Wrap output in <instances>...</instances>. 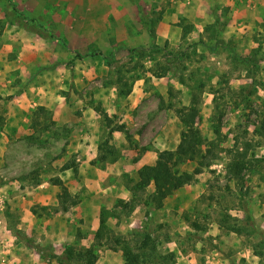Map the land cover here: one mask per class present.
Returning a JSON list of instances; mask_svg holds the SVG:
<instances>
[{"label": "rangeland", "instance_id": "1", "mask_svg": "<svg viewBox=\"0 0 264 264\" xmlns=\"http://www.w3.org/2000/svg\"><path fill=\"white\" fill-rule=\"evenodd\" d=\"M0 16V264H60L71 252L69 264H127L117 239L135 250L147 235L164 264H264V0H0ZM26 44L42 48L45 69L33 57L34 68L5 71ZM91 55L114 70L77 88L73 66ZM135 78L148 94L120 155L137 160L183 107L197 109L212 152L181 167L191 179L173 196L157 200L152 185L126 216L115 206L131 201L136 179L111 175L94 207L75 145L89 107L110 140L104 88L122 83L120 93Z\"/></svg>", "mask_w": 264, "mask_h": 264}, {"label": "crops", "instance_id": "2", "mask_svg": "<svg viewBox=\"0 0 264 264\" xmlns=\"http://www.w3.org/2000/svg\"><path fill=\"white\" fill-rule=\"evenodd\" d=\"M1 19L2 18L0 16V20ZM19 32L20 31H17L16 28L5 31V33L14 35H19ZM164 35L165 34L162 33V31L158 32V38H161ZM94 39H96L95 36H93V40ZM41 50L42 48L40 46L35 47L32 44H26L25 47L19 53L18 58L16 60H4V64H7L5 71H7L8 68L12 70V67H14V63H19L20 67H23L24 65L23 69H26V67L29 69L34 68V66L28 64L33 57H38L41 60L37 61L38 65L36 67V70H44L45 67L41 66V62H43L44 58V54ZM2 55L6 54L2 52L0 53V57H2ZM56 60L61 61L60 59H58V57ZM73 70L75 75L74 82H76L77 88L81 89L89 86L90 83H92L93 79L97 78V76L101 73H103L104 76L107 77L109 74L108 72L114 70V67L113 65L109 66L106 64H98L94 56L91 55V57H87L86 60H78V62L74 64ZM63 72L65 71L59 72L57 74L60 76V74H62ZM2 73L4 78V71H0V76L2 75ZM106 77L104 79H106ZM148 77H152L153 80L155 79L150 74L148 75ZM39 78H42V75H39ZM121 84L112 85L110 86V88L105 87V92H101H104V96L102 97L101 101L102 108L105 111L106 117L108 118L107 122L104 125V128L107 129L108 133L110 134L111 145H113L119 152H123L126 146H128L129 142L126 139V131L129 130L131 126L133 127L134 125H136L134 121L136 119L135 109L139 107V105L141 104V100L148 94L147 91H145V78L136 79L135 82H133V88L130 94L126 96H121L119 94L118 89ZM62 99L63 101H61V104L64 103V98ZM169 116L170 119L169 122H167L166 127L158 132L155 140L152 142V145H150L149 148L145 150V152L141 154V156L137 160L129 161L127 158H124L123 154H121L119 158L114 162H104L105 168H102L101 170H97L99 168L93 165V161L98 157L99 154V146L102 143L99 137V129L97 128L96 124L97 119L100 116H97L96 111L91 107H89V109L84 112L82 117L81 115L79 117L77 116V120H79L80 123L89 125V131L86 132L82 128H80V130L78 131L79 141L78 145H75V147L80 152L79 166H81V169L79 171L80 174L83 176L85 186L88 188L87 194L89 196H93L91 198V201L93 202L94 207L98 205V202L96 201L98 196H100L102 191H105L104 189L98 190L97 187H106V179H109L111 175L118 176V174H120L121 176L122 174L127 173L132 178L137 180L138 171L144 166L155 165L160 152L166 150L174 151L177 149L181 142V133L184 129V126L180 121V118L176 114H173L171 112ZM110 122L111 126H109ZM116 125L123 126L124 128L117 129V127L115 128ZM96 173L100 175L99 178L95 177ZM61 179L64 183L70 182L69 180H65L62 176ZM84 204L85 202H83L82 207H84ZM88 207L91 208V205ZM93 212L95 213L96 211L94 210ZM93 224H95L94 221ZM98 227L99 226H97V229Z\"/></svg>", "mask_w": 264, "mask_h": 264}, {"label": "trees", "instance_id": "3", "mask_svg": "<svg viewBox=\"0 0 264 264\" xmlns=\"http://www.w3.org/2000/svg\"><path fill=\"white\" fill-rule=\"evenodd\" d=\"M136 78L133 79L135 82ZM132 90V87L128 90L120 91V95H128ZM180 121L182 122L184 129L181 133V142L176 150L162 151L159 153L158 160L155 165L144 166L138 171V179L131 180L129 191L132 194L130 202H125L123 199H119L115 208H121L124 210L126 216H130L137 205L141 202L144 196L143 194L150 186L155 187V198L159 201H164L168 197L173 196L178 190L184 187L190 181V175L181 172V167L190 162H202L206 158L205 153H211L212 149L207 147L206 141L202 136L200 130L196 128V119L198 111L195 107H183L176 110ZM123 126H118L117 129H123ZM215 134L220 137L221 130L219 125H215ZM120 156V152L110 143V140L105 141L99 146V157L96 162H114ZM95 162V163H96ZM69 169V168H67ZM244 169L243 165H237L235 171L240 174ZM200 172V170H197ZM54 184L58 185L62 189V195L60 196V203L63 205L64 210H67L66 201H68L69 191L64 182L59 178L54 180ZM78 202L74 201L73 205H77ZM113 216L121 218L116 209L113 211ZM106 228V219L101 217L100 227L96 233V238L100 239ZM116 243L121 246L127 264H164L161 256L157 254L156 242L152 236L147 235L142 241V247H138L135 250L132 248V242H128L127 239H117ZM72 252L69 253L68 259L62 257H56L60 264H69L71 260ZM81 258H83L81 256ZM92 264H94L92 262Z\"/></svg>", "mask_w": 264, "mask_h": 264}]
</instances>
